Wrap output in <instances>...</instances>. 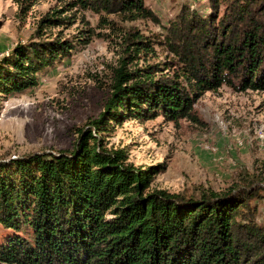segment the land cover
Masks as SVG:
<instances>
[{
    "label": "trees",
    "instance_id": "1",
    "mask_svg": "<svg viewBox=\"0 0 264 264\" xmlns=\"http://www.w3.org/2000/svg\"><path fill=\"white\" fill-rule=\"evenodd\" d=\"M211 3L208 17L189 10L181 16L184 36L194 31L204 50L186 59L203 73L186 70L191 89L161 74V64L129 70L122 61L104 112L81 129L73 150L0 162V226L11 234L0 242V263L264 264V226L255 223L252 202L264 198V187L209 190L199 197L147 192L155 168L128 165L123 150L106 149L94 135L108 132L113 122L193 118L195 102L223 85L264 91V0ZM73 5L133 20L157 18L144 0ZM46 22L65 21L44 19L41 28ZM141 39L133 43L137 54L145 48ZM74 48L69 41L18 48L0 61V93L34 87L38 72ZM23 228L31 239L19 234Z\"/></svg>",
    "mask_w": 264,
    "mask_h": 264
},
{
    "label": "rangeland",
    "instance_id": "2",
    "mask_svg": "<svg viewBox=\"0 0 264 264\" xmlns=\"http://www.w3.org/2000/svg\"><path fill=\"white\" fill-rule=\"evenodd\" d=\"M73 1L0 0V61L29 45L69 41L75 47L38 72L34 87L0 93V162L73 150L81 129L104 112L122 61L129 70L161 64V74L192 88L183 76L192 70L186 59L204 50L194 31L184 36L181 16L189 10L208 17L211 0H144L157 18L134 20L75 7ZM223 12L221 6L218 19ZM44 19L65 22L41 28ZM140 38L145 48L137 54L133 43ZM199 68L192 74L200 75ZM111 126L94 135L106 149L123 150L128 165L155 168L147 192L199 197L209 190L264 187V91L223 85L195 102L193 118L175 123L160 116ZM252 202L255 223L264 226V198ZM30 233L19 232L26 239ZM8 235L0 226V242Z\"/></svg>",
    "mask_w": 264,
    "mask_h": 264
}]
</instances>
